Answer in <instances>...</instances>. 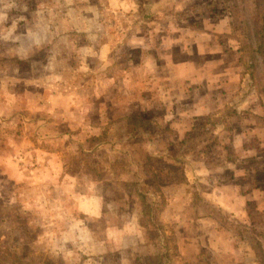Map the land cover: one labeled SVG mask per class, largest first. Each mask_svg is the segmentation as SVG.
<instances>
[{"label": "crops", "instance_id": "crops-1", "mask_svg": "<svg viewBox=\"0 0 264 264\" xmlns=\"http://www.w3.org/2000/svg\"><path fill=\"white\" fill-rule=\"evenodd\" d=\"M171 5L0 0V125L16 128L10 136L1 128L3 213L10 217L12 203L29 211L46 200H76L62 208L72 209L77 231L67 246L96 242L106 253L104 231L136 232L131 243L110 249L114 264H258L257 244L245 239V199L261 212L264 190L255 187L249 200L245 182H255L264 168V115L259 105L247 112L242 85L234 87L237 95L219 91L236 83L234 66L219 69L221 56L194 60L216 52L202 42L214 34L171 44L170 33L158 27ZM187 42L196 45L192 54L183 49ZM42 53L48 82L35 75V56ZM18 154L26 157L22 163ZM119 183L135 186L130 212L103 207L100 186ZM112 212L132 215V222L107 223ZM3 221L0 264L54 262L53 255L23 254L40 238L25 244L11 218ZM73 248L67 251L74 257ZM61 258L82 264V258Z\"/></svg>", "mask_w": 264, "mask_h": 264}, {"label": "rangeland", "instance_id": "rangeland-1", "mask_svg": "<svg viewBox=\"0 0 264 264\" xmlns=\"http://www.w3.org/2000/svg\"><path fill=\"white\" fill-rule=\"evenodd\" d=\"M171 3L172 5L168 9L164 8V13H169V15L166 14L167 20L165 19V22L158 26L160 29L164 27V29L170 33L171 44H174V40L176 39L184 43L190 40L191 37H208V34H214L216 37H213L211 41L208 39L202 42L203 44L206 43L208 46H213L212 51L216 52L212 55H206L205 57L203 55H194V60L199 63L203 61L204 58H206L205 60H214L218 56H221L224 63L219 69L225 68L230 70L231 66H234L232 76L230 77H232L233 81L236 83H232L233 87L231 88H227L226 90L221 88L219 91L222 94L229 92L228 94L237 95L238 90H235L234 87L237 83L242 85V92L240 93H244L245 97H248L249 100L247 107H245L247 112L251 110L252 106L259 105L257 112L260 115H264V0H171ZM187 43L188 44H186L183 49H185V52L192 54L196 45H191L189 42ZM206 45L205 47H208ZM175 51L176 47H172L170 53L172 54ZM35 58L39 60V63L36 64L35 75L37 77L40 75L41 78H46L45 81H47L49 72H47L48 63H46V55L44 53L38 54ZM174 58L176 62L178 60L180 61L182 56H174ZM23 73L24 76H26L24 71ZM32 75H34V73H32ZM254 121L256 124L258 123L257 119ZM4 126L6 127L0 125L1 142L4 140L1 138V128L5 132H8L9 136L13 135L16 130L14 125L11 124L9 126L7 122ZM62 143L63 145L65 144V142ZM111 157L113 158L112 160H117L114 155H111ZM14 159L22 163V160L26 159V157L22 154H18L14 156ZM31 160H34L33 156L30 161ZM262 160L264 162V159ZM89 168L91 173L96 171V167L94 166L90 165ZM261 170L263 171H260V174L254 178L255 182L248 183L245 179V198L248 197L249 200L253 197L251 191L256 189L255 187L264 190V168H261ZM103 172L104 171H100V175ZM93 175L96 176V174ZM175 177L178 178V175H174V178ZM245 178L247 177L245 176ZM153 179L154 178L148 176V182ZM134 187L132 183H127L124 187L120 185V183L115 185H101V195H103V191L106 194V197L101 198L102 202L106 204L103 205V207L107 210L109 209L108 207H113L118 208L119 211H132L134 202L129 195L134 191ZM75 199L80 201L79 198ZM88 199H91L88 205L90 204L89 206H92L95 201L93 199V194ZM245 200V232H248L245 233V239H249L252 243L257 244V246H255L257 262L258 264H264V195L262 197L258 196V200L262 203V205H260L262 208L261 212L253 211L252 207L254 203H250L251 201L248 202L247 199ZM75 201L76 200H71V202H68L64 200V202L58 201L53 203L52 201L46 200L41 204L42 207H39V209L33 208L29 211H19L18 205L12 203L9 209L13 212L10 217H8L5 212L7 204H3V200L0 199V237L3 234H7V227H2V223L4 222L3 219L11 218V222L16 224L15 227L19 228L25 244H29L34 235L40 238V243H38L39 246L33 247V249L32 246L29 245V247L23 249V254L31 253L36 256L41 255L43 260H45L44 258L47 256L53 255L54 262H49V264H65L64 259L61 258L63 256H67L72 260L82 258V264H114L117 256L115 253L110 254V249L123 246V244L127 245L126 243H131L136 232L131 228H125V226L120 230L114 229L110 232L104 231V238L107 240L106 253L101 252L103 246H98L96 242H89L86 246L77 244L74 248L67 246L66 242L70 238H73L77 231L71 227L74 223L72 222L73 218L70 217H75L70 216L72 209L63 212L62 208L74 207ZM32 205L31 203L30 206ZM3 211L6 214L3 213ZM105 217L107 223L112 222L120 227V224L124 225L132 222L133 216H122L119 213L112 212ZM80 219L81 221H85L83 218ZM89 223L91 227L93 225L92 221H89ZM256 223L258 229L254 227ZM25 224H27V227ZM249 224L250 226H248ZM90 233H93L95 236L98 233L102 235V232H98L97 230H90ZM108 244L111 245L109 246ZM1 247L2 241L0 239V254L2 252ZM72 248L75 250L74 257L69 254L70 251H67ZM56 255L57 259H55Z\"/></svg>", "mask_w": 264, "mask_h": 264}, {"label": "trees", "instance_id": "trees-1", "mask_svg": "<svg viewBox=\"0 0 264 264\" xmlns=\"http://www.w3.org/2000/svg\"><path fill=\"white\" fill-rule=\"evenodd\" d=\"M161 252H162V254H163V255H165L164 248L162 249V251H161Z\"/></svg>", "mask_w": 264, "mask_h": 264}]
</instances>
